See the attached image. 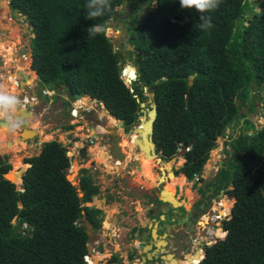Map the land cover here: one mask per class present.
Segmentation results:
<instances>
[{
    "label": "trees",
    "instance_id": "16d2710c",
    "mask_svg": "<svg viewBox=\"0 0 264 264\" xmlns=\"http://www.w3.org/2000/svg\"><path fill=\"white\" fill-rule=\"evenodd\" d=\"M124 1L129 0H110V9L92 20L86 19L87 0H9L8 5L25 17L33 33L30 68L42 88H62L72 97L78 93L97 100L111 125L121 120L125 133L138 123L147 98L144 89L151 90L157 109L155 151L169 160L184 150V162L175 174L182 172L188 180L200 176L204 164L209 168L216 137L243 119L238 141L230 145L232 159L220 169L227 171L222 178L225 192L234 199L220 225L226 235L204 247L198 264H264V126L254 129L241 111L242 105L247 107L249 83L264 88V0H221L216 10L203 14L181 9L179 0H144L157 5L141 15L143 20L133 21L138 23L133 43L141 58L130 86L119 76L118 64L121 77L128 76L119 63L122 51H115L104 35H87L92 24L107 25ZM200 15L210 16L212 27L201 29ZM77 99L80 104L87 101ZM257 102L264 116V94ZM253 108L254 101L247 109ZM9 138L0 126L6 151ZM67 151L57 140L42 142L39 153L25 159L30 166L19 188L17 175L15 181L9 178L14 163L11 168L6 155L0 156V264H86L89 240L82 216L96 230L102 210L80 206L78 196L87 204L100 189L86 169H81L77 187L68 180ZM80 154L86 156L85 147ZM16 166H22L20 160ZM182 173L174 177L176 186L185 184ZM78 191L82 194L77 196ZM222 206L228 212L230 205ZM97 262L94 256L89 264ZM107 264L123 263L113 255Z\"/></svg>",
    "mask_w": 264,
    "mask_h": 264
},
{
    "label": "rangeland",
    "instance_id": "374dc122",
    "mask_svg": "<svg viewBox=\"0 0 264 264\" xmlns=\"http://www.w3.org/2000/svg\"><path fill=\"white\" fill-rule=\"evenodd\" d=\"M8 1L0 0V84H4L9 92L19 96L23 101V111L32 113V115L28 116L22 112L21 115H23L25 121H28V126L27 123H24L15 131H9L0 125L11 137V139H8L11 142L8 151L3 149L0 143V156L6 155L11 168L12 163H14L15 168L11 174L14 176L18 169L16 166L17 160H20V164L25 167V159L38 154L42 142L55 139L62 141L61 143L68 149L67 155L71 157V163L67 171L68 180L77 187L81 169H86L100 189V193L93 197L90 203L84 204L102 210L101 226L93 230V238L90 241L92 251L86 259L89 261L96 256L98 257L97 264H107L110 257L114 255L123 264H136L137 259H134L132 253L133 244H136L134 238H138V225H146L148 204L161 188L160 185H155L158 175L160 173L163 175L165 169L170 173L169 168L165 167L167 160L160 155L154 156L150 153L149 131L144 130V127H148L144 122L148 119V110L152 104L149 99L152 98V92L149 88H145L143 91V95L147 98L141 103L144 112H141L140 123L134 125L127 133L124 132L122 126L115 125L113 127L122 136L118 142H122V150L125 155L123 161L117 162L113 155L109 153V133H111L109 129L112 128V125L108 119L109 114L102 103H97L89 99L88 96H84L87 97L86 103H78L76 107V111L83 109L82 112L77 114L76 118H71L69 115L68 117L61 115V113L67 114V105L64 104V101L68 100L67 93L62 88L49 92V94L41 92L37 74L30 68V41L33 33H31L25 17L11 10ZM151 6L153 5L148 7L151 9ZM146 9V7L140 8L138 15L145 14ZM107 25L110 26L109 23ZM112 28L114 30V27ZM107 37L110 39L113 49L117 51L118 47H121L115 43L117 34L113 31L112 35ZM125 43L122 46L126 45ZM123 60L125 62L124 67L130 65L128 57ZM124 70H127L124 74L128 73V76L132 74L127 68ZM27 72H30V75H26ZM22 74L27 78L20 86L18 79L21 78ZM126 78L124 77L123 81L127 86H130L133 80L129 82ZM248 88L250 90L246 93V106L248 107L250 102L254 101V108L249 111L247 107L242 105L241 111L245 112V118H248L254 124V129H259L264 126V116L261 104L257 102V99L264 94V88L258 90L253 83H249ZM33 91L36 93L35 96L32 93ZM76 100L78 101V99ZM63 125H73V127L64 130ZM102 126L106 127V132H100ZM24 128L26 130L22 132ZM242 128H244L243 119L236 123L234 127L231 123L228 124L222 132L223 135L220 134L216 137V146L209 152V158L207 159L209 162L206 161L209 168L207 169L204 166L205 164L202 168L200 176L203 180L217 176L220 167L231 161L234 150L230 145L238 141L237 137ZM29 130H32L33 134L29 135ZM244 132L242 131L243 134ZM46 134L51 135V139H48ZM34 136L36 137L34 138ZM138 139H140V142ZM12 145L21 149L16 153L18 156H15L16 158L11 157ZM82 147H85L86 156L80 154ZM90 147H92L91 151ZM133 160L135 162L131 165ZM140 162H143V164L141 165ZM174 162L170 161L167 165L169 167L172 165L178 170L184 162L181 153L176 154V161ZM118 168H121L122 175ZM226 176V170L220 171L219 179ZM169 179L164 185L166 190L171 189V186H167V184L171 183L174 177L170 176ZM184 180L185 184L175 185V187H178V195H182V198L187 200L188 198L192 200L193 195L190 190L186 189L190 188L192 181L187 180L185 177ZM218 182L219 180L212 182L215 188L218 187ZM16 186L19 188L20 183H16ZM175 187L173 190H175ZM222 202L225 206L230 205V210L234 199L226 195L220 199V203ZM229 210L226 212V218L229 217ZM222 212H225V208ZM13 223H16L15 220Z\"/></svg>",
    "mask_w": 264,
    "mask_h": 264
},
{
    "label": "flooded vegetation",
    "instance_id": "af4514ba",
    "mask_svg": "<svg viewBox=\"0 0 264 264\" xmlns=\"http://www.w3.org/2000/svg\"><path fill=\"white\" fill-rule=\"evenodd\" d=\"M136 4H132L130 0L124 1L115 9L120 16L118 18L112 16L107 21L114 27L113 31L116 34L124 28V35L119 37L121 40H115V43L121 46L118 50L122 51L123 59L128 57L130 63L133 61L135 64L141 58V51L133 43V27L138 26V23L133 21L135 17L143 20L138 15L141 6ZM126 7H129L130 11H127ZM123 43L126 45L122 46ZM124 68L134 69L129 65ZM18 80H22V76ZM171 169L175 173L176 167L172 166ZM220 169L217 176L208 180L200 179L197 185L191 184L190 188H186L193 195L192 200L179 196L178 187L168 183L167 186H171V189L167 191L172 192L176 201L180 203L175 207L172 203H163L158 199L165 182L170 180L166 169L163 175L161 173L158 175L155 185H160L161 188L153 198L154 201L150 200L148 204L146 225H138V238H134L136 244H133L132 255L137 259L136 264H198L204 254V247L216 242L219 235L223 234V237L226 235L220 228L222 220L226 219V212L222 214L224 207L220 199L228 194L225 192V181L219 179ZM161 177L163 179H160ZM218 180V187L215 188L212 182Z\"/></svg>",
    "mask_w": 264,
    "mask_h": 264
},
{
    "label": "clouds",
    "instance_id": "9594fccd",
    "mask_svg": "<svg viewBox=\"0 0 264 264\" xmlns=\"http://www.w3.org/2000/svg\"><path fill=\"white\" fill-rule=\"evenodd\" d=\"M148 3H150V4L147 5ZM220 3H221V0H179V4H180L181 9H186V10H193L194 9L196 12L201 13V14L206 13V12H212V11L216 10L219 7ZM150 5H153L151 7L154 8V7H156L157 4L155 1L146 2L144 0L142 2H137V4H136V6H141V7H139V9L142 7L147 8L145 11V14H147L148 11H150L152 9V8L150 9L148 7ZM118 6H116V8ZM110 7H111L110 0H87L86 19L92 20L94 18L101 17L105 14L106 11H108L110 9ZM114 11H116V10H114ZM199 20L201 21V23L199 25V27L201 29H208V28L212 27L210 16L200 15ZM106 23H108V22H106ZM112 33H113V28L104 24V23L92 24L87 29V35L89 36V38H93L97 35H104L107 37V36H111ZM119 73H120V68H119ZM134 73L136 76V71H134ZM120 78L123 80L122 77H120ZM134 79H131V80H134ZM19 81L20 80H18V82ZM42 91L45 94H49V92H54L53 89H50L47 87H43V88L41 87V92ZM67 96H68V100L66 102L68 103L67 106H69L70 109L68 111L67 110L66 111L71 118H76L77 114L81 113L83 109L76 111V107L78 104L77 103L78 101L76 100L77 98L70 97V94L69 95L67 94ZM80 97H84V96L80 95ZM70 99L73 101H71ZM89 99H91V98L89 97ZM91 100H95V99H91ZM95 101L97 102V100H95ZM97 103H99V102H97ZM74 110H75V112L73 113ZM22 112H23V101L21 100V98L19 96H17L16 94L9 92L4 84H0V125H2L4 128H6L9 131H15L16 129L20 128L25 123V118L23 117V115H21ZM182 151L184 153V150H179L178 153L182 152ZM159 155L160 154L157 153V156H159ZM173 157L176 158V155H174ZM169 160H167V161H169ZM170 167L172 168V165ZM163 172L165 173V171H163ZM181 173L182 172H179L178 174H175V173L174 174L177 176ZM183 176L185 177L184 174H183ZM200 177L201 176H195L192 180H189V181H192L191 184H196V183H198V181L200 179H202ZM163 187H165V186H163ZM224 237H222L221 239H218L217 241L224 239ZM203 256H204V254H203ZM203 256L201 257V259L203 258ZM86 258H87V256H85V261L87 264V263H89V261Z\"/></svg>",
    "mask_w": 264,
    "mask_h": 264
},
{
    "label": "water",
    "instance_id": "95a60500",
    "mask_svg": "<svg viewBox=\"0 0 264 264\" xmlns=\"http://www.w3.org/2000/svg\"><path fill=\"white\" fill-rule=\"evenodd\" d=\"M139 5V4H138ZM155 5V4H154ZM258 7V6H257ZM126 10L127 11H130V8L129 7H126ZM259 12H260V8H259ZM258 12V13H259ZM112 16H114V17H119L120 15H119V13H117L116 11H114L113 13H112ZM122 35H124V28H122V30L121 31H119L118 33H117V39L116 40H118L119 39V37L120 36H122ZM138 35V33L137 32H135V36H137ZM130 49H131V47H130ZM120 63H124V60L122 59L121 61H120ZM125 64V63H124ZM129 66H132L135 70L134 71H136V70H138V68H139V66L137 65V64H135L133 61L130 63V65ZM118 67L120 68V65H118ZM119 76L121 77V75H120V73H119ZM27 77L25 76V75H23L22 74V80H20V86H22V83H24V79H26ZM189 84H191V82H189ZM34 94H36L35 92H34ZM70 97H72V95H70ZM80 97V94H75L74 95V98H79ZM149 102H151L152 104H151V106H150V109L148 110V119L144 122L146 125H148V127L147 128H145L144 127V130L146 129V130H148L149 131V136H148V140H149V144L151 145V149H150V153L152 154V155H154V156H157V153L155 152V145H154V143H153V140H152V129H153V123H154V120H155V118H156V115H157V109H156V104H155V102L153 101V97L152 98H150L149 99ZM239 104V103H238ZM142 106H143V104H142ZM242 107V106H241ZM70 109V107L69 106H67L66 107V110L68 111ZM141 111L142 112H144L143 111V109H141ZM141 122V118H139L138 119V123H140ZM25 123H27V121H25ZM117 125H119V127H121V126H123V123H122V121L121 120H119V119H117ZM25 128L23 129V131L22 132H25ZM109 130H111V133H109V137H110V139H109V153H110V155H113V157H114V159H115V155H114V151L117 149L116 148V145H114L113 144V141L114 140H116V128H112V129H109ZM223 135V133L221 134V136ZM33 139V138H32ZM139 140V142H140V139H138ZM45 142V141H44ZM59 142L61 143L62 141H60L59 140ZM62 145H63V143H61ZM64 146V145H63ZM179 153H181V155L183 154V151L182 152H179ZM176 160V158L175 157H173V158H171L169 161H167L166 163H165V165L166 164H169L170 163V161H175ZM134 162H135V160H133L132 162H131V165L132 164H134ZM24 166L25 167H20V168H18L17 170H16V175H17V178H18V181H19V183H22V177H23V174H24V172H25V170L30 166V163H28V162H25V164H24ZM167 170V169H166ZM170 172L172 173V175L174 176L175 174H174V172H173V170L171 169V167H170ZM168 172V171H167ZM169 173V172H168ZM6 174V173H5ZM5 174H4V176H5ZM121 174V173H120ZM19 176V177H18ZM8 179V178H7ZM160 179H163L162 177L160 178ZM16 184V183H15ZM78 194H79V192L77 193V196H78ZM80 194H82L81 192H80ZM158 199L161 201V202H163V203H172L173 204V206L175 207L176 205H179L180 203L178 202V201H176V199L174 198V195L171 193V192H169V191H166V189H165V187H163L162 188V190L159 192V194H158ZM173 200H175L176 201V203H178V204H175L174 202H173ZM78 203H79V205L80 206H84V202H82V199H80L79 198V196H78ZM12 222H14V220L12 221ZM82 222H83V224H84V228H85V231H86V233H87V236H88V240H89V243L87 244V253H88V255L91 253V251H92V249H91V246H90V241L92 240V238H93V228H92V225L90 224V222L87 220V217H86V215L85 214H83V216H82Z\"/></svg>",
    "mask_w": 264,
    "mask_h": 264
},
{
    "label": "bare ground",
    "instance_id": "6f19581e",
    "mask_svg": "<svg viewBox=\"0 0 264 264\" xmlns=\"http://www.w3.org/2000/svg\"><path fill=\"white\" fill-rule=\"evenodd\" d=\"M130 76L131 75H129V76H127V80L129 81L130 80ZM33 93V95L35 96V94H34V91L32 92ZM26 101V100H25ZM82 104H85V103H82ZM24 112V111H23ZM24 113H26L28 116H31L32 115V113H28V112H24ZM27 121V120H26ZM80 122V121H79ZM27 126H28V121H27V124H26ZM148 126V125H147ZM34 127H36V126H34ZM114 126H112V128H113ZM37 128V127H36ZM111 128V129H112ZM36 130V129H35ZM30 131V130H29ZM34 131V130H33ZM102 131H104V132H106V127L104 128V126H102V128H100V132H102ZM28 132V131H27ZM35 132V131H34ZM38 132V131H37ZM28 134L30 135V134H33L32 133V130L30 131V132H28ZM116 140H114L113 141V144L114 145H116V150L114 151V155L116 156L115 157V160L117 161V162H119V161H123V159H125V155H124V153H123V150H122V142H118V140H120V137H122L121 136V134L119 133V131H117L116 130ZM36 136H34V138H35ZM46 137L48 138V139H51V135H48V134H46ZM150 147H151V145H150ZM21 149L20 148H18V147H16L15 145L13 146H11V157H14V158H16V157H18L17 155H16V153H18L19 151H20ZM16 156V157H15ZM72 167H73V165H72ZM167 167L170 169V167H169V165H167ZM118 170L120 171V173H121V175H122V171H121V168H118ZM172 172V171H171ZM169 173V176H173L172 175V173ZM173 177H175V176H173ZM9 178L10 179H12L13 181H15L16 179H15V177L13 176V175H9ZM170 184H175V180L173 179L172 181H171V183ZM167 191V190H166ZM170 192V191H169ZM172 193V192H171ZM174 193V192H173ZM173 202L175 203V204H178V203H176V201L175 200H173ZM220 236V235H219ZM94 259V257H92V259H90L89 261H92Z\"/></svg>",
    "mask_w": 264,
    "mask_h": 264
},
{
    "label": "snow or ice",
    "instance_id": "6c2138e0",
    "mask_svg": "<svg viewBox=\"0 0 264 264\" xmlns=\"http://www.w3.org/2000/svg\"><path fill=\"white\" fill-rule=\"evenodd\" d=\"M126 72H127V70H126ZM135 78V74H134V72L131 74V76H130V80L131 79H134ZM130 80H129V82H130Z\"/></svg>",
    "mask_w": 264,
    "mask_h": 264
},
{
    "label": "crops",
    "instance_id": "0c3cea01",
    "mask_svg": "<svg viewBox=\"0 0 264 264\" xmlns=\"http://www.w3.org/2000/svg\"><path fill=\"white\" fill-rule=\"evenodd\" d=\"M95 101V100H94ZM67 113V112H66ZM61 115H64V116H67L68 117V113L65 114V113H61ZM75 134V133H74ZM39 152V151H38Z\"/></svg>",
    "mask_w": 264,
    "mask_h": 264
}]
</instances>
